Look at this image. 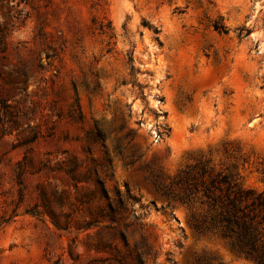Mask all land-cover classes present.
<instances>
[{
  "label": "rangeland",
  "instance_id": "374dc122",
  "mask_svg": "<svg viewBox=\"0 0 264 264\" xmlns=\"http://www.w3.org/2000/svg\"><path fill=\"white\" fill-rule=\"evenodd\" d=\"M199 161L264 192V0H0V264H264L158 192Z\"/></svg>",
  "mask_w": 264,
  "mask_h": 264
},
{
  "label": "trees",
  "instance_id": "16d2710c",
  "mask_svg": "<svg viewBox=\"0 0 264 264\" xmlns=\"http://www.w3.org/2000/svg\"><path fill=\"white\" fill-rule=\"evenodd\" d=\"M216 29L228 33L223 26ZM248 35V29H241L238 36ZM131 72L136 73L134 67ZM155 185L170 205L190 210L199 205L206 210L202 218L190 220L196 232L217 233L237 252L264 257V192L243 188L235 175L216 171L203 161L182 169L169 184L157 180Z\"/></svg>",
  "mask_w": 264,
  "mask_h": 264
},
{
  "label": "water",
  "instance_id": "95a60500",
  "mask_svg": "<svg viewBox=\"0 0 264 264\" xmlns=\"http://www.w3.org/2000/svg\"><path fill=\"white\" fill-rule=\"evenodd\" d=\"M127 111L131 112L132 111V106L124 107V115H126V118L128 117L127 116ZM129 125L130 126L133 125V122H129ZM148 142H150V139H148ZM154 150H155V152L157 154H162L164 156H168L171 153L170 149L167 146H165V145H157V146L154 147Z\"/></svg>",
  "mask_w": 264,
  "mask_h": 264
}]
</instances>
